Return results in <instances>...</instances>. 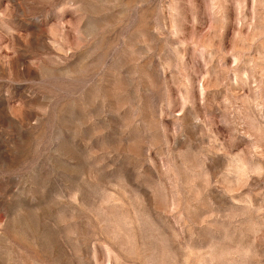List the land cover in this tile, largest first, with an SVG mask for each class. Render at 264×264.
Here are the masks:
<instances>
[{"label": "rangeland", "instance_id": "obj_1", "mask_svg": "<svg viewBox=\"0 0 264 264\" xmlns=\"http://www.w3.org/2000/svg\"><path fill=\"white\" fill-rule=\"evenodd\" d=\"M0 264H264V0H0Z\"/></svg>", "mask_w": 264, "mask_h": 264}]
</instances>
